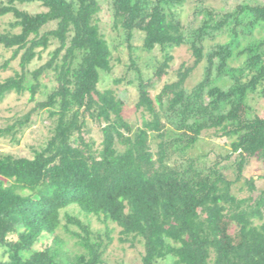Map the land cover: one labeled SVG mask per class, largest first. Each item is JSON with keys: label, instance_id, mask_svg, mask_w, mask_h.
I'll list each match as a JSON object with an SVG mask.
<instances>
[{"label": "trees", "instance_id": "16d2710c", "mask_svg": "<svg viewBox=\"0 0 264 264\" xmlns=\"http://www.w3.org/2000/svg\"><path fill=\"white\" fill-rule=\"evenodd\" d=\"M186 1L113 0L114 27L126 32L130 67L137 74L136 107L143 120L136 128L114 90L99 88L103 73L114 67L113 51L94 17L98 0L1 3L0 14L12 13L14 20L0 32V46L13 49L0 70L18 56L21 69L0 82V101L13 91H29L35 100L50 70L58 84L46 100L0 127V137H13L34 112L46 109L53 119L49 138L32 157L0 151V249L7 256L0 255V264H108L113 229L95 230L91 216L119 226L121 241L141 243V264H264V220L253 225L254 218H264V189L255 195V182L248 179L249 195L233 192L247 157L264 158V116L249 100L251 93L264 95V35H254L264 29V3L239 5L219 18L208 12L200 25L186 30L179 16ZM32 2L46 10L32 14L17 6ZM51 22L56 27L42 32ZM226 26L230 38L206 50L207 37ZM137 33L144 50L159 46L166 53L155 78L174 59L169 49L189 44L194 55V63H183L177 79L155 97L149 91L154 77L133 56ZM53 41L58 45L50 58L29 69ZM203 61V78L188 89V78ZM87 116L102 126L100 145L85 136ZM209 130L230 138L231 149L204 164L187 150ZM233 157L236 176L229 178L222 161ZM47 235L52 244L35 248Z\"/></svg>", "mask_w": 264, "mask_h": 264}, {"label": "rangeland", "instance_id": "374dc122", "mask_svg": "<svg viewBox=\"0 0 264 264\" xmlns=\"http://www.w3.org/2000/svg\"><path fill=\"white\" fill-rule=\"evenodd\" d=\"M5 0H0V5ZM113 0H98V7L95 11L94 17L98 22L101 32L105 35L109 42V45L113 51V72L103 73L99 88L102 91L107 89H113L120 99L124 101L123 115L124 117L136 128L141 125L143 116L142 112L137 109L136 103L138 101V88L136 82L137 74L134 69L130 67V50L128 43L126 42V32L120 27L116 29L114 27V15H113ZM264 0H187L185 4L179 10V16L184 24L186 30L197 27L202 22V19L211 12L216 18H219L224 13L235 11L239 5L250 4H263ZM17 6L26 10L32 14L45 11L46 8L40 2H32L26 4H17ZM197 10H201L198 14ZM14 20V15L8 13L5 15L0 14V32H5L11 29L10 23ZM56 27L55 22H51L44 26L42 32L51 30ZM18 32L20 29H12ZM230 26L212 32L205 41V48L210 49L215 47L216 44L225 42L230 38ZM255 37H261L264 35V29H255ZM141 34L137 33V37L134 41L135 48L133 56L136 57L138 65L142 67L149 76L154 77V84L149 88L152 97H155L163 88L166 83L173 82L177 79L178 69L184 63L185 65H192L194 63V55L189 44L173 47L169 49V53L173 55L170 67L167 73L161 78H155L154 71L165 59L166 53L159 46L153 51L148 52L142 48ZM58 42L53 41L49 48L41 52L42 58H36L30 65L29 69L33 70L45 63L50 54ZM13 49H6L0 46V64L4 61L11 59ZM120 57L121 61L118 60ZM149 65L146 68L145 65ZM206 66V61L199 64L186 82L188 89L194 87L202 78ZM20 56L12 59L8 68L0 70V82L7 77L13 75L15 71H19ZM124 76V77H123ZM122 81H118V78H122ZM42 88L36 94L35 100H31L30 92L26 91L23 94H19L16 91L8 93L2 101H0V127H4L9 123L14 122L17 117H21L31 111L36 103L47 99L48 94L52 89L57 86L54 72L52 70L45 72L41 77ZM229 81H220V84L227 86ZM250 103L255 108L256 112L264 116V95L260 93H251L249 97ZM53 119L50 118L46 109L39 110L32 114V121L22 126L16 134L11 137H0V151L6 153H12L17 156L32 157L34 149H40L44 145L50 136V127L52 126ZM88 131L85 132L87 139H94L97 145H100L102 140V130L99 121L87 116ZM157 140H154L153 148L157 149ZM231 139L216 134L215 130L205 131L195 146L187 150V156L201 157L200 162L204 164L212 163L218 155H225L230 151ZM171 164L174 163L172 159ZM223 171L227 177L235 178L236 167L234 165V157L230 160L223 159L222 161ZM253 179L256 185L255 195L259 194L260 190L264 189V158L261 153L248 156L242 171V179L239 183L234 185L233 192L239 196H247L251 192L249 190L246 180ZM74 209V210H73ZM70 210L77 212L76 208L70 207ZM203 214L200 212L199 217L203 219ZM80 217L84 219V216L80 213ZM91 222L95 230L106 231L107 226L113 229L111 235L113 236L112 242L109 244L106 250V259L108 264H141L144 247L141 243L135 242L132 245L131 241H121V228L115 223L105 222L99 220L96 216H91ZM264 218H254L253 225H259ZM196 229H201L195 222ZM59 232L68 239L69 245L72 246V241L65 235L63 229ZM12 237V236H11ZM16 237V236H15ZM53 236H44L36 244L35 248L42 249L46 245H51ZM3 249H0V255L3 260H7V256L3 255ZM161 264H170L168 261H161Z\"/></svg>", "mask_w": 264, "mask_h": 264}]
</instances>
